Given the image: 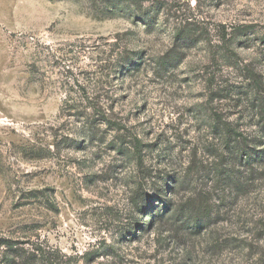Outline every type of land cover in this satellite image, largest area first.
<instances>
[{
    "label": "rangeland",
    "instance_id": "374dc122",
    "mask_svg": "<svg viewBox=\"0 0 264 264\" xmlns=\"http://www.w3.org/2000/svg\"><path fill=\"white\" fill-rule=\"evenodd\" d=\"M263 106L264 0H0V237L264 264Z\"/></svg>",
    "mask_w": 264,
    "mask_h": 264
},
{
    "label": "trees",
    "instance_id": "16d2710c",
    "mask_svg": "<svg viewBox=\"0 0 264 264\" xmlns=\"http://www.w3.org/2000/svg\"><path fill=\"white\" fill-rule=\"evenodd\" d=\"M254 82H257V79L253 77L252 79ZM261 114V132L264 135V106L260 110ZM229 135V131H227ZM237 151L241 155L244 162H250V158L254 157L255 159L259 157L261 154L260 151H253L246 147L239 146L237 148ZM166 209L168 206L166 205ZM201 211V212H200ZM170 212H163L162 214L153 215L152 217L154 220H161L165 218ZM184 214V210L179 212L171 213L169 216L172 218H181V215ZM196 214H200L199 219L191 218L187 219L184 218L180 223L185 227L186 230L189 229L190 232L193 234L200 235L202 231L205 229L203 225V219L208 218L211 214L210 212H206L205 214V208L200 209L197 211ZM187 223V226H185ZM181 227V226H180ZM80 258L77 257H67L63 254L55 255L53 251H51L49 248H45L41 243L37 242H23L19 243L17 241H11L6 238L0 237V264H79ZM84 259V258H82ZM85 261V260H84ZM80 264H91L92 260H86L85 262Z\"/></svg>",
    "mask_w": 264,
    "mask_h": 264
}]
</instances>
